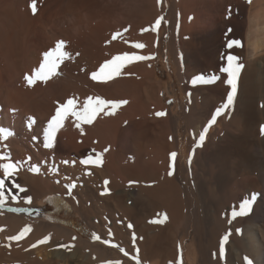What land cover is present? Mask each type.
Returning <instances> with one entry per match:
<instances>
[{
	"label": "bare ground",
	"instance_id": "6f19581e",
	"mask_svg": "<svg viewBox=\"0 0 264 264\" xmlns=\"http://www.w3.org/2000/svg\"><path fill=\"white\" fill-rule=\"evenodd\" d=\"M24 1L27 2L26 0H0V28L4 27V29L2 28L3 31L5 30L4 34L7 31V29L9 28L8 25L11 21V17H13L14 11L17 10V12H18L19 8L21 7L20 13H23ZM78 1L81 2V3H79L80 6L82 5L81 8L77 7L78 6L77 3L74 4V2H78ZM138 1H140L143 4V7H142L143 10H142V13L140 15V18L142 20L139 19L138 22L136 20V22H134L131 25V29L129 30V32H127V34L124 33V34L120 35L116 40H112V36L114 34L113 31H112L113 33L111 34V36L107 35L108 33L110 34L111 32H108L107 34L105 33L107 30L110 31L112 28L115 29V31L117 30L116 32H119L118 30L123 29L122 28L123 25L121 24L120 21L115 20L114 25H112L113 23L112 24L111 23L106 24L107 21L105 22V20H108V22H109V18H107V17L110 15L111 10L113 12L115 7L112 8L113 6H111L109 8V7H107L109 5L104 6V4H100V3H98L99 1L97 2L95 0H66L65 4L59 3L58 5H56L53 8L52 16H56V17L59 16L60 18H61V16H63L64 18L67 17L68 20L70 19L69 20L70 25L68 24L69 26L67 25L65 27V29L62 28V26L60 25L61 28L64 30L60 29V30H57V32H55V33L51 32L50 38H52V40H55L54 41L55 44H53V45H56L57 41H60V40L64 41L66 39L72 40L71 43L72 42L75 43V44H73V43L72 44L78 48L77 51L74 53V51H75L74 49H73L74 51H72L71 50L72 48H71L70 49L71 52L69 50V52L71 53V59L73 60L70 63L71 67L69 66L72 69V71L66 68L68 65H63V66H61L60 69L56 70V71H59L61 73V76H60V74H57V76H60V77L55 76V78H52V80H48L47 82H45V84L43 81L40 82L42 84H39L36 81L38 84L34 83V85L31 86V88H29L30 86L28 85L29 86L28 89H24V90L13 89L12 87H11V89L4 88L3 87L4 82L2 81V80H4V78H2V75H1L0 76V104H4L5 106H7L6 107L7 111L3 108L6 112L4 111L3 113H0V126L4 123H10V124L13 123L12 128L16 130L18 135H22L24 139H28L29 137L32 138L31 137L32 133H34L36 130V126H35L36 120L35 119L38 118L44 123L43 127H42L44 129L42 131L44 132L47 128L48 120L51 118V115H53L52 114L53 108L56 109L58 104H60L62 102L64 103L65 102L64 100L66 99L65 96L68 95V93L70 94V97L78 100V103H79L78 106L82 105L83 102L89 96H91V97L99 96V97H102L106 100L117 101L116 97H118L117 91H118V87H119L117 85H120V84L122 85L124 82L129 83L128 85L130 86V89L135 92V94L133 93L134 95H136V93L138 94L137 95L138 97L134 96L136 98L135 103L132 100L133 103L135 104V107H134L135 109H139V110L143 109L144 110V108H145V110H144L145 112H146V109L147 110L150 109V110L156 111V112L157 111H159V112L163 111L164 112L165 111L164 106H162L161 101L157 100V98H156L157 96L155 95L156 94L155 92H157L156 87L159 86L158 83L156 82L158 85L157 86L155 81L153 82L151 79L150 80L147 79L151 75V71H150L151 54L153 52L157 51L155 49V42H156V38L160 34V28L156 24V21L159 17V12H160L159 8L157 10V5L159 3H158V0H138ZM192 1L188 0L187 2H189V4H190V2H192ZM195 1L196 0H194L193 2H195ZM224 1L225 0H223V3H224ZM185 2H186V0H185ZM211 2L213 3V1H211ZM30 4H28V5H30ZM210 4L211 3L209 2L208 5H210ZM89 5H92L91 11L88 8L87 9L89 12H84L85 9L83 11L81 10L82 7L85 8V6H89ZM194 5H196L195 7L199 10L195 11V13L193 12L195 9L193 11L191 10L192 12L189 10L190 13H193V19H191V22L189 24L182 23L181 24V30L184 33H186L185 31H189V32L194 33V34L200 33V35L198 34L199 35L198 38L195 35V37L192 39L188 37L189 39L186 38L187 40H184V44H186L187 47L189 49H191V60L190 59L188 60V58H187V61L190 62L188 65H190L192 67V72L196 73V72L201 71L205 66L208 67V64H212V65L214 64V60L216 59L215 55L217 54V51H220L219 48L222 46L223 42H221L222 38L220 39L219 34L210 33L208 31H206V29H204V25L207 24L206 21L208 22V20H206V19H210V18H207L205 16V11H207L206 10V8H207L206 7L207 6L206 1H203V0L200 1L199 0L196 3H194ZM194 5L190 4L191 8ZM258 5H260V4H258ZM182 6L185 7V9L182 7L184 10L188 11V9H190V7L188 5H187V7L184 5H182ZM203 7H206L205 11L202 10ZM209 7L210 6H208V8ZM259 7H261V5ZM252 9H255V8H252ZM257 9H258V7H257ZM187 11H185V12H187ZM82 12H84L85 14L84 13L82 14ZM254 12H256V13L251 12L252 13L251 16L253 18L250 17L251 21L249 22V26L247 27V30H246L247 32H246V37H245V49H246V51H245L246 56L245 57L247 60H246L245 66L243 68H241L242 70L240 69L241 74L239 77V85L237 86L238 92H236L237 96H236V98H234L233 105L231 106V114L227 119L224 118L225 112H223L220 116L217 117L216 122L211 127H209L208 132L206 133V138H207L208 134L210 133L211 128L214 127L215 125H217L218 123H220L218 125V128H216L215 133L210 135L208 140H206V138H205L204 142L202 143V146H200V147H196V144L199 140V134H200V132L203 131L204 127L208 124V121L211 119V116L214 114L215 110L218 107H220L224 103V101H226L225 98L223 97V95L225 96V91L223 93L224 89L222 90V88L220 89L218 86H215V85L208 86V87H205L202 89H196L192 93V95H190L191 96V98L189 100L190 102L188 104H183V106H182L181 115L184 116V114H185V116H184L185 119L183 118L184 132L186 134H188V137H187V142H188L187 143V146H188L187 147V156L189 158L191 157V163H190L191 179L190 180H192L191 184H192V189L194 190L193 194L195 193V195L198 196V199H199V200L197 199L198 200L197 206L194 207L195 210L193 212H191V214L188 211L186 213L184 212V209H186V207L184 206V202L186 201V199H184V198H187L188 196L187 197L184 196L183 199H180L181 189H182V192L184 195L190 190V188H188L189 186L185 187L182 185L181 188L178 186L180 188V191H179V188L177 187L178 183H176L177 181L175 182V180H177V179H174L175 175L177 174V173L175 174L176 171H174L175 167L177 166L176 169L177 168L179 169V167H180L179 165H181V156L179 155V150H178L179 138H180L179 132L177 133V130L175 131V134H174L175 137H173V139H175L176 145L173 149H169L172 147H171V145L169 146L170 143L169 144L167 143L168 141L170 142L171 139L169 140L168 138H166V139H168L167 142L165 143L164 142L165 140H164L163 143H161V150H162V153L164 154V158H163L162 164L158 168V172L161 175L162 180H161V183H160L158 189L156 188L157 189V197L159 198L158 200L160 201L163 209L165 210V213L167 214L166 220L168 222L173 221L175 219V216H176V217L180 218V221L183 220L186 223L188 222V224H189L188 226H185L187 224L184 223L185 224L184 226H185V228L187 227V229H189V228H191V226L195 225V229H193L194 232L192 231L193 233H196V230L200 229V228L197 229V227L199 226L200 223H202L205 226L206 236H204V237H207V239L210 238V239H208L210 241L212 239L213 243L211 245L209 244L210 248L207 247V249H206V246L203 245L202 240L199 237H197L196 240L198 241V244H195V246L197 245L195 247L197 249L195 250V248H194V252H195L194 254H195V256L198 253L200 254V255L198 254L199 257L202 258L200 264H245L244 257H247L249 260H251L252 264H264V134L259 135V133H258V128L260 126H264V5H263V7L258 9L257 11L255 10ZM206 15L208 16V14H206ZM113 16H115V15L113 14ZM123 17H125L124 18L125 21L131 20V19H128L131 16L126 18V16L123 15L122 20H123ZM60 18H59V21H57L56 20L57 18L55 19V17H54V19L57 22H61V23H62V21L64 22L65 19L63 18L64 20L60 21L62 19V18L61 19ZM111 19H112V17H111ZM50 20H51V18H50ZM68 20H66V22ZM148 21L151 22L150 23L151 24V27H150L151 30L150 31H147L146 30L147 25H144ZM57 22H56V24H57ZM116 22H120V23H116ZM25 23H26V19L23 20V23L21 24V29L18 30L19 33L17 34V37H15V39L13 41H10L9 39H4V40L0 41V49H3V48H5V50L9 49V51L8 50L7 51L12 53L14 56L13 58H14V62H15L14 64L15 65H13L12 63H11V65L15 66L19 71H21L24 68V73H25V71L28 70V68L30 70H32V72H33V70L38 67V65L40 63L39 61L42 60L41 59L38 62L36 61V63H35V59H37V57H34V56L30 57L31 52H32V50H30L31 40L26 41L27 38L24 37L25 29H26ZM28 26H29V24H28ZM46 26L48 27V25H46ZM46 26H45V28L43 27L42 29H46ZM53 26H56V25H53ZM53 26L51 24V27H49L47 29V31H53L52 30ZM80 29H82L83 31ZM54 31H55V29H54ZM80 31H82V32H80ZM2 32H0V35L2 34ZM188 35L190 36V33ZM149 36H153V38L150 39ZM191 36H192V34H191ZM68 40L65 42L69 43ZM136 43H141V44L145 45V47L141 48V49H137L134 47V45ZM67 47H69V46H67ZM67 47H65V48L67 49ZM70 47H72V45H70ZM242 51H244V50H242ZM77 52H79V55H77ZM2 53H0V54L2 55ZM121 53H129V54H135V55H139V56L150 57V59H146V60H134L131 62H125V66L122 69L123 74L118 76L119 78L120 77L123 78L130 73H134L137 75V78H136V80L138 79L137 82L136 81H133V82L130 81L131 82L130 83L129 81L125 80V78L120 79V80H122V82H120V83H119V81H116L117 79H114V78H113L114 80H112V82L110 80L109 81L107 80L106 83H104V80H102V79H98L96 81L91 79V73L98 72L101 64H103L107 60L112 59L114 56H116L115 54L121 55ZM4 54H7L6 51L4 52ZM241 54H243V53H241ZM241 54L239 51H236L233 55H236V57L239 58ZM3 56L4 55H2V59H3ZM220 56L221 55H219V57ZM4 58L6 59L7 57L4 56ZM0 59H1V56H0ZM10 60H11V58H10ZM7 62L5 64H3L2 67H0V74H2V72L4 70H7V66H6ZM0 65H1V63H0ZM129 65H131V66H129ZM12 69L13 68H11V72H12ZM15 69H14V71H15ZM18 70H17V72H15V74L13 73L14 77H12V75H10V78H12L13 80L16 79V77L19 78V76H18L19 71ZM62 70H63V72H61ZM81 70H83L84 72L82 73ZM62 74H64L63 77H62ZM67 74H68V77L69 76L71 77V75H73L74 76V78H72V80L74 79L73 82H75V83L78 82L77 84H79V85L81 84L82 85L81 88L87 87L88 91H85L86 90L85 88L81 90V88H78V87L76 89L74 88V91H72L71 88L73 86L72 87L70 86V84H72V83H67L68 80H66V78H65V77H67ZM69 74H71V75H69ZM132 76L134 77V75H132ZM75 79L77 82L75 81ZM152 79H153V77H152ZM8 80L10 81V79H8ZM72 80H71V82H72ZM115 82H117L119 84L116 85ZM66 83L71 88H69V86H67ZM25 84H27V82ZM35 84H37V85H35ZM10 85H11V83H10ZM79 85H76V86H79ZM23 86L25 87V85H23ZM228 86L230 87V85H228ZM120 91H122V90H120ZM128 91H129V89H128ZM120 94L121 93H119V96H120ZM126 96H127V94H126ZM124 97H125V95H124ZM7 108H9V109H7ZM13 109L15 111H13ZM108 111H114V110H112L110 107L106 108L104 111L100 112L96 116V119L93 121L92 124H89L90 125L89 127L91 129V133L87 132L86 134H83L82 136H79L73 132L70 134V133H68V130H66L68 128L63 126L62 128H60L58 130V132L56 134L55 141L59 142V144H61V145H65V146H67L65 143H69L71 146H73V147L76 146V148H78V146L76 145V142H79V139H81L83 147L85 144H86L85 145L86 147H87V145H91V146L95 147L98 151H100L101 147H103L104 145L107 146V144H109L111 142L113 143L114 140H116L115 137L120 136L121 138H119V140L121 142V145L118 143L120 145V148L117 151V153L118 152L122 153L125 150L130 149L133 153H136L138 156L139 152L141 150L143 151V145L147 146V144H150V143L153 144L155 142H158V140L160 139V137L162 135V131L164 133L165 128H166V131L168 130L167 127H165V128L161 127L160 128L159 127L160 124L156 122L157 120L151 121L153 124H148L145 121L140 122L139 120L138 121H134V120L130 121L129 120L130 124H129L128 128L125 129L124 131H122V129H121V131H119L120 130L119 125H120V123H122L120 121V119L121 120L125 119L126 115H118V117H119V119H118L113 114L105 115V112H108ZM172 111H174V110H172ZM128 112H129V110H128ZM23 117H25V118L23 119ZM129 117H130V115H129ZM129 117L127 116L128 119L131 118V117L130 118ZM164 117L166 119V124H169V126L171 123L173 124L176 121V120L173 121V118H175L174 115H171V116L165 115ZM153 119H155V118H153ZM178 120H179V127H180L181 120H182L180 115H179ZM21 123L25 125L24 126L25 127L24 132L21 131V125H22ZM120 128H122V127H120ZM92 133H95V136L92 135ZM42 134H44V133H42ZM168 135H169L168 137L170 138L171 137L170 133H168ZM41 137L44 138L45 134L41 135ZM162 137H164V136L162 135ZM33 139L34 138H32V140ZM35 139H36V137H35ZM37 140H38V138H37ZM41 140H42V142H44L43 141L44 139H41ZM19 141H17V142L19 143ZM24 141H26V140H24ZM36 141H35V143H39V144L41 143L40 141L39 142L38 141L36 142ZM1 142H3V140ZM15 143H13V146ZM26 143H27V141H26ZM35 143L33 141V144H35ZM10 144H11V142H10ZM22 144H24V142ZM1 145H3V143ZM40 145H42V143ZM40 145H38V146H40ZM70 145H68V146H70ZM20 146L21 145H19V147ZM91 146H88V147H91ZM146 146H144V148ZM155 146H157V145H155ZM16 147H18V146L16 145ZM61 147L62 146H60V148ZM118 147H117V149H118ZM147 147H146V149H147ZM149 147L152 148L151 145ZM1 148H2V146H1ZM39 148H41V147H39ZM71 148L72 147H69V149H71ZM81 148H82V146L80 147V149ZM11 149H12V147H11ZM11 149H9L10 150L9 152H11ZM20 149L22 150V147ZM110 149L107 152H102L103 156L101 158L105 162L106 166L113 169L114 167H112V166L110 167V163H111L110 160L113 158H116L117 155L115 157L114 156L112 157L111 156L112 151ZM43 150H42V152H43ZM193 150H194V152H193ZM67 151L69 152V150H67ZM15 152L13 153L14 159H16L17 157H19L20 154H22V152H19V151L17 152L18 154H15ZM125 152L127 153V151H125ZM172 152L177 153L175 161H173L171 156H170V154ZM28 153L25 152L24 154L26 155ZM43 153L46 154V152H43ZM10 154H12V153H10ZM24 154L22 156H24ZM52 154H53V152H52ZM63 154H64V152H63ZM149 154H151V153H149ZM29 155H30V153H29ZM29 155H27L26 158L29 157ZM31 155H30V157H31ZM57 155H58V153H57ZM113 155H115V154L113 153ZM144 156H145V154H144ZM55 157H54V159H55ZM81 157L79 156L80 159H81ZM43 158H45V157H43ZM50 158L51 157H49L48 159H50ZM84 158H85V156H84ZM17 159H19V158H17ZM56 159H58V158H56ZM119 159L123 160L122 157L118 158V161H119ZM20 160H22V159H20ZM23 160H25V157H23ZM69 160L71 161V159H69ZM116 160L117 159H114V164L117 163ZM142 161H143V159H142ZM170 161H172V163ZM135 163L136 164H134L133 166L130 167L131 171L129 170L130 173H132L134 175L135 174L139 175V173L141 172V168L143 170H144V168H147V170H149L148 167L151 166L149 163H145V162L144 163H142V162L137 163V161H136ZM114 164L112 163L111 165H114ZM170 165H173V167L170 168ZM32 166H33V163H32ZM61 166H62V162H61ZM93 166H94V164H93ZM114 166L116 167V165H114ZM63 167H64V165H63ZM67 169H69V168L67 167ZM81 169H83V167ZM117 169L119 170V168H117ZM127 169H128V167H127ZM59 170H61V168ZM64 170H61V171H64ZM97 170H99V169L97 168ZM185 170H186V168H185ZM188 170H189V168H188ZM109 171L111 172V170H109ZM114 171H116V168ZM169 171H173V175L169 176L168 175ZM180 171H181V169H180ZM100 172H101V170L98 173H100ZM124 172H126V171H124ZM46 173H47V171H46ZM95 173L97 174V171ZM102 173H104V172H102ZM112 173H114L113 170H112ZM134 175H132L131 178H133ZM138 175H136V176H138ZM145 175H147V174H145ZM189 175H190V172H189ZM104 176H106V175L104 174ZM17 177H19V176H17ZM128 177L130 178V176H128ZM13 180L14 179L12 178V181ZM53 180H54V178H53ZM102 180H104V179H102ZM7 181H9V180H7ZM36 181L37 180H35L34 182L36 183ZM111 181H113V180H111ZM73 182H75V181L73 180ZM39 183H40V181H39ZM112 183H114L115 186L117 185L115 182H112ZM77 184H78V182H77ZM39 185H38V187L41 186V185L40 186ZM89 189H88V191H89ZM153 189L154 188L152 187V190ZM152 190L150 189V191H152ZM129 191H130V189H129ZM89 192L92 193L91 191H89ZM76 193H77V191H76ZM99 193H101V191H99ZM147 193H148V191H147ZM154 193H156V192H154ZM134 194H135V192H134ZM151 194L153 195V193H151ZM77 195L79 196V194H77ZM112 195H110L111 198H112ZM135 195L137 197L141 194L137 193V191H136ZM141 196H143V195H141ZM154 196H155V194H154ZM253 196L255 197V199L253 200V202L250 206V211L248 212V214L245 216H237L235 219H232V217H231L232 209L236 208L238 210L239 205L243 200H245V199L251 200L253 198ZM101 197H102V195H101ZM157 197L155 196V198H157ZM143 198H144V196H143ZM105 199H107V198H105ZM146 199H148V198H146ZM100 200H102V199H100ZM83 203H85V202H83ZM115 203L113 204L114 207H115ZM147 203H148V201H147ZM151 203H154V202H151ZM150 204H149V206L151 207L150 208V210H151L154 207L151 206ZM143 206H145V205H143ZM93 207H94V205H93ZM96 207H97V204H96ZM121 207L122 206H120V208ZM78 208H81V207H78ZM112 208H113V206H112ZM146 208H147V206H146ZM95 209L96 208L94 207L93 211ZM142 209H144V208H142ZM142 209H141V211H142ZM148 209L149 208H147V210ZM80 211H81V209H80ZM104 211H106V210H104ZM6 212H7V216H5V218L7 220H10L11 222H14V223L8 225V227L0 228V252H1V250H3V251L5 250L4 251L5 255L8 253V256H9V251L11 252V251H14L15 249L18 250L19 248H21V249L23 248V250L25 249L24 252H26L25 255L28 256L27 259H29V257H30V259H32L31 264H67V262H69V261L70 262L79 261V259L81 261L87 262V264L89 263L88 262L90 259L89 256H91L89 253H87V255L84 254V256H76V254L71 253V250H70L69 251L70 253H68V254H66L67 251H65V253H64L65 255H64V254H62L61 249L59 251L56 248L57 243L53 244L54 246H56L55 248L57 250H55L54 247H52L53 250H51L52 248H50V249L47 248L48 246L51 247L50 246L51 243H47V242L44 244H39L35 248H33L32 245L43 238L44 230L51 227L52 225H47V224L40 223V222L39 223L38 222H36V223L29 222L22 217L11 216V214L9 215L8 211H6ZM87 212L90 213L91 211H87ZM148 212L151 213V211H148ZM221 212H223L224 214L225 213L227 214V218L224 221H219V216H220ZM128 213L130 214V210ZM124 215H127V214H124ZM83 217H85V216L83 215ZM3 219H4V217H0V222ZM88 221L91 222L90 219H88ZM190 221H191V226H190ZM27 222L30 224V226H29L30 231L25 232L23 237L20 240L10 241L8 239V237H11L13 235H17V234L21 233L26 228ZM86 223H87V221H86ZM140 223H142V222H140ZM176 226H178V225H176ZM142 228H143V226H142ZM177 228H179V226ZM138 229L140 230V228H138ZM146 230H145V232H146ZM202 230H204V229H202ZM237 230H239V231H237ZM161 231H162V229H161ZM149 233L150 232H147V234H145V236L148 235ZM197 233L199 234V232H197ZM226 233H230L229 240L225 243V254L223 257H221L219 254L220 241ZM123 234L125 235V233H123ZM127 235H128V232H127ZM191 235H192V233H191ZM148 237H147V239H148ZM172 237H174L173 233H172ZM200 237H202V235ZM161 239H163V238H161ZM175 239L176 238H174V240ZM155 240H156V238H155ZM196 240H194V241H196ZM78 241H81V240H78ZM203 241L206 242L204 240V238H203ZM84 243L86 245V241H84ZM91 243H90V245H91ZM82 244H83V242H82ZM88 244H89V242H88ZM170 244H171V241H169L168 235H165V238L163 240H161V242H159L158 245L156 244L157 247H156V245L153 246L152 244H150V241H148V243L146 242L145 245H143V247L141 248L143 258L145 259L144 260L145 263L151 261L150 264H179L176 256L173 259H171V257H170V253L172 252ZM172 244L174 245V243H172ZM204 244H206V243H204ZM85 245L82 247H85ZM92 246H93V248H95V250H97V248H98L97 242L92 243ZM92 246H91V248H92ZM129 246H130V244H129ZM102 247H104V246H102ZM174 249H175V247H174ZM23 250H21V254H22ZM49 250H51V251H49ZM66 250H67V248H66ZM6 251H8V252L6 253ZM19 251L20 250H18V252ZM106 251L104 253H106ZM100 252H103V251H100ZM13 253H11V254L14 255L15 253L14 254ZM19 253H17V254H19ZM118 254H119V252H118ZM174 254H175V252H174ZM116 255H117V253H116ZM99 258H100V256H99ZM91 259H95V258L92 257ZM157 259H159V261ZM164 259H165V261H163ZM14 261H16V260H14ZM124 261L128 262V260H124ZM154 261H155V263H154ZM23 262H25V261H23ZM26 262H28V261H26ZM11 263H13V261ZM28 264H30V263H28ZM72 264H74V263H72ZM126 264H128V263H126ZM191 264H193V261Z\"/></svg>",
	"mask_w": 264,
	"mask_h": 264
},
{
	"label": "rangeland",
	"instance_id": "374dc122",
	"mask_svg": "<svg viewBox=\"0 0 264 264\" xmlns=\"http://www.w3.org/2000/svg\"><path fill=\"white\" fill-rule=\"evenodd\" d=\"M26 1L27 2L24 1V5L25 6L23 5V10H24L23 13H20V8L21 7L19 8L18 12H17V10L14 11L13 17H11V21H10V23L8 25L9 28L7 29L5 34H4L5 30L3 31L4 27L0 28V32L3 31L2 34L0 35L1 36L0 37V41H2L4 39H9L10 41H13L15 39V37H17V34L19 33L18 30L21 29V24L23 23V20L26 19V23H25L26 24V29H25L24 37L27 38V39L25 38L26 41H30L31 40V42H30V50H32V52H31L30 57H32V56L37 57V59H35V63H36V61L38 62L39 60L43 59V53L44 52H46V51H48V50H50V49L55 47V45H53V44H55V42H54L55 40H52V38H50L51 32L55 33V32H57V30H60V29L64 30L65 27L69 24V20L70 19L68 20L67 17L64 18L63 16H61V18L63 17L65 19L64 20L63 18L61 19L59 16L58 17L52 16L53 8L56 5H58L59 3H64L65 4L66 0H36V2H37L36 3L37 4V11H36L35 14H33L32 10L30 8V5H28V4H30L32 2V0H26ZM95 1H97V2L99 1L98 3L104 4V6L109 5V6H107L109 8L111 6H113L112 8L115 7L113 12H112V10L110 11L111 12L110 13L111 16L109 15L107 17V18H109V22H108V20H105V22L107 21L106 24H110V23L112 24L113 23L112 25H114L115 24V20L116 21H120L121 24L123 25L122 26L123 29L122 30H118L121 33V35L124 34V33L127 34V32H129V30L131 29V25L134 22H136V20L138 22L139 19H141L140 15H141L142 10H143V8H142L143 4L140 1H138V0H95ZM187 1L188 0H186V2H185V0H159V4H158L159 6L157 5V10L159 8V11H160L159 12V17H158V19H160V23L158 25L159 28H160V34H159L160 36L158 35V37L156 38V42H155V49L157 51H155V52H153L151 54L150 71H151V75L152 76L150 75V77L147 78L149 80L151 79L153 82L155 81V83L156 82L158 83L159 86L156 83V85L158 86V87H156L157 88L156 89L157 92H155L156 93L155 95L157 96L156 98H157L158 101H161L162 106H164V109H165L164 112L165 113L167 112L166 115H168V116L169 115L170 116L174 115L175 118H173V121H175V120L176 121L173 124L171 123L170 126H169V124H166V119L164 117L165 115L164 116H160V117L156 116V113L159 112V111L156 112V111H152L150 109L149 110L146 109V112H145L144 111L145 108H144V110L143 109L139 110V109H135L134 108L135 107L134 103L136 101L135 97L138 94L136 93V95H134L135 92L130 89V86L128 85L129 83H125L124 82L122 85L121 84L117 85V84L122 82V80H120V79H123V78H125V80H127L129 82L130 81H132V82L136 81L137 82L138 79L136 80V78H137L136 74L130 73V74L126 75L123 78L122 77L119 78L118 76H116L117 78L114 77V79H117L116 81H119V83L115 82L116 85L119 86L118 87V91H117L118 92V95H117L118 97H116L117 101H118V99L119 100L128 101L127 104L119 105L120 107L118 106L114 110V114L113 115L116 116V118H118V119H119L118 115H126L125 119H122V120L120 119V121L122 123H120V125H119V129H120L119 131H121V129H122V131L127 129L129 124H130L129 122L131 120H134V121H138L139 120L140 122L141 121L142 122L145 121L148 124H153L151 121H156L157 120L156 122L160 124L159 125L160 128L161 127L162 128L163 127L164 128L167 127V129H168L166 131V128H165L164 133L162 131V135L165 138L162 137V135H161L162 138L160 137L161 140L159 139L158 142H155L153 144L152 143L147 144V146L151 145L152 148L149 147V146H148L149 147L148 148L146 145H143V151L141 150L143 153L140 151L139 155H138L139 157H138L137 154L133 153L130 149L125 150V151H127V153L125 151L122 152V153L121 152L117 153V151L119 150L120 145H121V142L119 140V138H121L120 136H116L115 137L116 140H114L113 143L111 142V143L107 144V146L104 145L105 147L104 146L101 147V150H100L101 152L98 151L95 147H93L91 145H87V147H86L85 146L86 144H85L84 147H83L81 139H79V142H76V145L78 146V148H76V146L75 147L71 146L69 143H65L67 146L70 145L68 147L65 146V145H61V144H59V142H56L55 140L53 142V147L52 148H45L44 145H43L44 142H42V140H41V139H44V138H42L43 136L41 137V135L45 134V131L44 132L42 131V130H44L42 128L44 123L40 119H38V118L35 119L36 120L35 121L36 130H35L34 133H32V136H31L32 138H34L33 140L30 137L28 139H24L22 135H18L16 130L12 128L13 123L12 124H10V123L2 124L0 126V128H5V129L10 130L12 133H14L13 134L14 136L13 135L10 136L7 139L8 141L7 140H3V142H1L2 140H0V145L2 143L4 145V146L1 145L2 148L0 146V152H4L5 154H7L10 151L9 149H11V147H12L11 152H10V153H12L11 154L12 161L13 162H20L22 165L25 163L23 166L20 164V167L17 170L15 176H13L12 178L15 180L16 183H19L27 191L25 193H20L15 188L14 189L12 188V193L17 196V199L16 200H12L11 197H9V199L5 202V204L3 206H0V217H4V219H5V220L3 219L0 222V228L8 227V225L14 223V222H11L10 220H7L5 218V216H7V212L6 211H8L9 215L11 214V216L22 217V218H24L25 220H27L29 222H34V223H36V222L39 223L40 222V223H44V224H47V225H52L51 227H49V228L44 230L43 238L45 236H49V240L47 241V243H51L52 244V245L50 244L51 247L48 246L47 248L50 249L52 247L55 248L57 246L56 248L59 251L61 249L62 254H64L65 251H67L66 254H68V253H70L69 251L71 250V253L76 254V256H84V254L87 255V253H89L91 255V256H89V258L91 259L93 257L95 259H91V260L89 259V261L87 260L89 262L88 264H92V263L93 264H105V263L109 264V262H117V261L119 262V264H121V263L122 264H126V263H128V264L129 263L130 264H137V260L139 261V264H150L151 261L145 263V261H144L145 259L143 258L141 248L143 247V245H145L146 242L148 243V241H150V244H152L153 246H155L156 244L158 245V243L161 242V240H163L165 238V235H168L169 236V241H171V244L174 243V245L170 244L171 251H172V252L170 251L172 253V254L170 253L171 259L175 258V256H176L179 264H191L192 261H193V264H200L201 263V259L202 258L199 257L200 254L198 253L199 255L196 254V256L194 254L195 253L194 252V248L197 246V245L195 246V244H198V241L196 240L197 237H199L202 240V243H203V245L206 246V249H207V247L210 248V245L213 243L212 239L210 241V240H208L210 238L207 239V237H204V236H206V234H205L206 231H205V226L202 223H200L199 226L197 227V229H199V228L200 229L196 230V233L199 232V234L198 233L196 234V233H193L194 232L193 229H195V225L191 226V221H190L191 228L187 229V227L185 228V226L189 225L188 222L186 223L183 220L180 221V218H178L176 216H175V219L173 221H169V222L167 220H164L163 223H151L150 222L153 219H164L163 214H165V210L163 209L160 201L158 200L159 198L157 197V189H158V187H159V185L161 183V180H162V177H161V175L158 172V168L162 164V161H163V158H164V154L162 153V150H161V143H163L164 140H165L164 141L165 143L167 142V140L169 139L168 133H170L171 141L170 142L168 141L167 143L168 144L170 143L169 146L171 145V147H172V148H169V149H173L175 147V145H176L175 139H173V137H175L174 136L175 131L177 130V133L179 132V137L180 138H179V145H178L179 148H178V150H179V155L181 156V165L182 166L179 165L180 166L179 169L178 168L176 169L177 166L175 167L174 171H176L175 174L176 173L177 174L175 175L174 179H177V180H175V182L177 181L176 183H178L177 187L179 186L181 188L182 185H183L185 187L189 186L188 188H190V190L184 195H183V192H182V189H181L180 199H183L184 196L185 197H187V196L189 197V198L187 197L189 200L187 198H184V199H186V201L184 200L185 201L184 202V206L186 207V209H184V212L186 213L188 211L191 214V212H193L195 210L194 207L197 206V203H198L199 199H198V196L195 195V193L193 194L194 190L192 189V184H191L192 180H190L191 179V170H190L189 157L187 156V147H188L187 146V143H188L187 142V137H188V134H186L184 132V127H183L184 126V123H183L184 121H183V118H184L185 114H184V116L181 115L182 106H183V104H188L190 102L189 101L190 98H191L190 95H192V93L196 89H202V88H205V87H208V86H213V85L218 86L220 89L222 88V90L224 89L223 93L225 91V96L223 95V97L226 100L229 91H231V86L229 87L227 82H226L227 81V74L222 71V69L227 66V61H226L227 59L225 57H227V55H229V54L233 55L236 51H239L240 54L241 53H243V54H241L240 57H239V60L234 62V63L243 64V67L245 66L246 60H247L246 57H245L246 56V54H245V51H246V49H245V37H246L247 27L249 26V22L251 21V18H253L251 16V14H252L251 12L256 13V12H254L255 10L257 11L258 9L263 7L264 0L263 1L262 0H225L224 3H223V0H216V1L215 0H211V1H213L214 4L210 0H203V1H206V3H207L206 7L207 8L203 7L202 10L205 11V8H206L207 11H205V16L207 18H210V19H206V20H208V22L206 21L207 24L204 25V29H206V31H208L210 33L219 34L220 39L222 38L221 42H223V44L219 48L220 51H217V54L215 55L216 59L214 60V64L213 65L212 64H208V67L205 66L201 71L196 72V73H193L192 72V67L190 65H188L190 62L187 61V58H188V60L189 59L191 60V49H189L187 47V45L184 44V40H187L189 38L192 39V38L195 37V35L198 38L200 33H195L194 34V33H191L189 31H185L186 33H184L181 30V24L182 23L189 24L191 22V19H193V13H190V11L191 10L193 11L195 9L193 11L195 13V11L199 10V9H197L195 7L196 5H194V3H196L199 0H196L195 2H193L194 0L193 1L191 0L192 2H190V4L194 5L193 6L194 8L192 7L193 9L191 8L189 2H187ZM209 2L211 3L210 5H208ZM75 3L78 4L77 7L81 8L82 5L81 6L79 5V3H81V2L78 1V2H74V4ZM258 4H260L261 7H259L260 5H258ZM182 5H184L186 7L188 5L190 7V9H188L189 8L188 7L187 8L188 11L184 10L185 7H183ZM91 6L92 5L85 6V8L82 7L81 10L83 11L85 9L84 12H89L88 9H90V11L92 10ZM208 6H210V7L208 8ZM256 6L258 7V9H257ZM252 8H255V9H252ZM185 11H187V12H185ZM84 12H82V14ZM113 14L115 16H113ZM206 14H208V16ZM123 15L126 16V18L131 16L130 18H128V19H131V20H129V21L126 20L125 21L124 20L125 17H123V20H124L123 21L122 20V16ZM54 17H55V19L57 18L56 19L57 21H59V18H60L61 19L60 21L64 20V22L63 21H62V23L61 22H57L54 19ZM111 17H112L113 20L111 19ZM50 18H51V20H50ZM66 20H68V21L66 22ZM56 22H57L58 25L56 24ZM120 22H116V23H120ZM150 23L151 22L148 21L146 24H144V25H147V28H146L147 31L151 30V28H150L151 24ZM28 24H29V26H28ZM51 24H52V26L53 25H56V26H53V29H52L53 31H47V29L49 27H51ZM46 25H48V27ZM60 25L64 29H62ZM45 26H46V29H42L43 27L45 28ZM54 29H55V31H54ZM125 29H127V31H125ZM80 30H82V29H80ZM82 31H80V32H82ZM112 31L114 33H116L117 30L115 31V29L112 28L110 31L107 30L105 33L107 34L108 32H111L110 34L109 33L107 34V35L111 36V34L113 33ZM189 33H190V36L188 35ZM191 34H192V36L193 35L194 36L192 37ZM149 37H150V39L153 38V36H149ZM67 40L68 39H66L64 41H67ZM230 40H239L240 42H242L241 46H234L233 48L229 49L227 47V44H228V42ZM68 41H69V43L67 42L68 44L66 43L67 45L65 44V47H67V46L70 47V45H72V47H70V48L67 47V49L64 48V51L69 52V50L72 48L71 50L72 51L75 50L74 51V53H75L78 48L75 47V45H73V44H75L74 42H72L73 44L71 43L72 40H68ZM7 50L9 51V49L5 50V48L0 49V53L3 52L2 55L7 57L5 59L4 56H3V59H4L3 60L2 59V55L0 54L1 59H2V60L0 59V63H1L0 67H2V65L5 64L8 61L7 64H6L7 70H4L3 71L4 73L2 72V74H0V76L2 75V78H4V80H2L4 82V86L3 87L6 88V89H11V87H12L13 89H18V90L19 89L20 90L28 89V87L30 85L28 83L25 84L27 81L24 79V77H25V75H30L32 73V70H30L28 68V70L25 71V73H24V68H23L21 71H19L15 66H13V65H15L14 64L15 62H14L13 54L8 52ZM71 50H70V52H71ZM242 50H244V51H242ZM5 51H6L7 54H4ZM77 53H79V52H77ZM122 54H124V53H121V55ZM115 55L117 56L118 54H115ZM219 55H221V56L219 57ZM234 56H236V55H234ZM10 58H11V60H10ZM41 61H39V62L41 63ZM71 61H73L71 58H65L64 61L59 65V68H57V70L60 69L61 66H63V65H68L66 68L72 71V69L70 68L71 67L70 66ZM11 63L13 65H11ZM40 63H39V65H40ZM39 65H38V67H39ZM129 66H131V65H129ZM11 68H13L12 72H11ZM15 68L19 71V75H18L19 78L16 77V79L13 80L12 78H10V75H12V77H14L15 72H17V70ZM14 69H15V71H14ZM241 70L239 71V74H238L237 86L239 85V77H240V74H241ZM81 71H82V73L84 72L83 70H81ZM57 72L61 76V73L59 71H57ZM61 72H63V70ZM64 74H62V77H63ZM69 75H71V74H69ZM132 75H134V77ZM55 76L56 77H60V76H57V75H55ZM55 76L51 77V79H49V80H52V78H55ZM72 76L73 75H71V77L70 76L68 77V74H67L68 78L67 77H65V78H66V80H68L67 83H72V84H70L71 87L73 86L72 88L67 83L66 84H67V86H69V88H71L72 91H74V88L75 89L77 87L81 88L82 85L81 84L80 85L77 84L78 82L76 81V79H75V81L77 83L73 82L74 79L72 80V78H74V76L73 77ZM152 77H153V79H152ZM212 77H219V79H215V80H213L210 83H205L204 82L206 80H210ZM69 78L72 80V82H71V80ZM198 78H200V79H198ZM8 79H10V81ZM114 79L112 78L110 81L112 82V80H114ZM193 79L197 80L196 84L192 83ZM9 82L11 83V85H10ZM37 82L39 84H42V83H40L41 81H37ZM37 82H35V83H37ZM106 82L107 81H104V83H106ZM37 84H35V85H37ZM44 84H45V82H44ZM75 84L79 85L80 87L76 86ZM23 85H25V87ZM33 85H31V86H33ZM31 86L29 88H31ZM84 88L82 87L81 90L84 89ZM127 88L129 89V91H128ZM85 89H86L85 91H88L87 87ZM237 89H238V87H237ZM120 90H122V91H120ZM236 92H238V91H236ZM119 93H121L120 96H119ZM126 94H127V96H126ZM236 94L237 93H235L234 98H236V96H237ZM68 95L65 96L66 99H68L70 97L69 93H68ZM124 95H125V97H124ZM70 98H72V97H70ZM66 99L64 100L65 102H66ZM132 100L134 101V103H133ZM3 105L4 104H0V113H3L6 110L7 106L4 105L5 106L4 107ZM78 105H79V103H78ZM7 109H9V108H7ZM54 109L55 108H53V111H52L53 115L55 113ZM128 110H129V112H128ZM172 110H174V111H172ZM230 114H231V107L227 111H225L224 118L227 119L230 116ZM129 115H130L131 118L133 117L134 119L133 118L131 119L129 117ZM179 115L182 118L180 127H179V120H178ZM127 116L130 119H128ZM24 118L25 117H23V119ZM153 118H155V119H153ZM95 119H96V117H95ZM64 122L65 123L63 124V126L68 128L66 130H68V133H70V134L73 132V133H76L79 136H82L83 134H86L87 132L91 133V129L89 127L90 126L89 124L78 122V121H76V119L74 117H72L70 115ZM160 122L163 125L164 124L165 125L163 126ZM77 123H80V127H76ZM219 124L220 123H218L217 125H215L214 127L211 128L210 133L208 134L206 140L209 139L211 134L215 133L216 128H218ZM24 126H25L24 124L21 125V131H23V132L25 131L24 130L25 129ZM120 127H122V128H120ZM262 128H264V126H260L258 128L259 135L260 134H264L261 131ZM81 129H83V133L81 132ZM42 133H44V134H42ZM92 135L95 136V133H92ZM35 137H36V139H35ZM22 138L24 140H26L28 144ZM37 138H38V140H37ZM166 138H168V139H166ZM19 140L22 143L24 142V144H22ZM36 140L38 142L40 141L42 143V145H40L41 143L40 144L39 143H35ZM17 141H19V143ZM33 141H34L35 144H33ZM10 142H11V144H10ZM12 142L13 143L16 142L14 144V146H13ZM37 144L40 145V146H38ZM16 145L18 147H16ZM19 145H21V146L19 147ZM155 145H157V146H155ZM60 146H62V147L60 148ZM81 146H82V148L80 149ZM88 146H91V147H88ZM144 146H146L147 149H146V147L144 148ZM21 147H22V150L20 149ZM39 147H41V148H39ZM69 147H72V148L69 149ZM117 147H118V149H117ZM105 148H108V149L111 148L110 150L112 152L111 151L110 152L112 153L111 154L112 157L113 156L115 157L117 155L116 158H113V159L110 160L111 161L110 167L111 166L114 167L113 169L109 168L108 166H106L105 162L103 161V159L101 157H100V159L102 161L101 165H95L94 164V166H93V164L83 165V164L79 163L82 159H86L87 156L96 157V155L98 153L105 152L104 151ZM42 150H43V152H46V154L43 153ZM67 150H69V152ZM18 151L22 152V154L19 153L21 155V156L19 155V157H17L19 159H17V158L14 159L13 158V153L15 152V154H18L17 153ZM24 151L26 153L29 152L30 155L32 154L31 157H30L29 153L25 155ZM52 152H53V154H52ZM63 152H64V154H63ZM57 153H58V155H57ZM113 153L115 155H113ZM149 153H151V154H149ZM23 154H24V156H22ZM144 154H145L146 157L144 156ZM27 155H29V157L26 158ZM48 156L51 157L52 159L51 158L48 159L49 158ZM53 156L55 157V159H54ZM79 156L80 157L82 156L83 158L81 157V159H80ZM84 156H85V158H84ZM23 157H25V160H23ZM43 157H45V158H43ZM117 157L118 158L122 157L123 160L119 159V161H118ZM56 158H58V159H56ZM20 159H22V160H20ZM69 159H71V161ZM114 159H117L116 160L117 163H115V164H114ZM142 159H143V161H142ZM64 160L68 161V163L64 164L63 163ZM73 161L75 162V164L72 163ZM136 161H137V163H139V162L140 163L141 162L142 163H144V162L145 163H149L151 166L148 167L149 170H147V168H144V170L141 168V172L142 173L140 172L139 175L138 174L134 175V174L130 173V171H131L130 167L133 166L134 164H136L135 163ZM61 162H62V166H61ZM170 162L172 163V161H170ZM32 163H33V166H32ZM112 163L114 165H116V167L114 165H111ZM63 165H64V167H63ZM39 166L40 167L42 166V167L40 168ZM32 167H38L40 171L33 172V171L30 170ZM67 167L69 169H67ZM82 167H83V169H81ZM96 167L99 170H97ZM127 167H128V169H127ZM60 168H61V170H64V169L65 170L61 171V170H59ZM115 168H116V171H114ZM117 168H119V170ZM185 168H186V170H185ZM188 168H189V170H188ZM180 169H181V171H180ZM95 170L97 171V174L95 173L96 172ZM100 170H101V172L98 173ZM109 170H111V172ZM112 170H113L114 173H112ZM46 171H47L48 174L46 173ZM124 171H126V172H124ZM188 171L190 172V175H189ZM102 172H104V173H102ZM88 173H91V174H88ZM104 174L107 177L104 176ZM145 174H147V175H145ZM132 175H134L133 178H131ZM136 175H138V176H136ZM17 176H19V177H17ZM128 176H130V178ZM0 177H1L0 179H2V177H3L2 171H0ZM53 178H54V180H53ZM102 179H104V180L107 179V180L110 181V183L107 185V187L110 189V194H106V195H103L101 197L99 191L102 192L103 189L105 188L104 183H102L104 180H102ZM35 180H37L36 181L37 184L34 182ZM73 180L75 182H73ZM111 180H113V181H111ZM13 181H12V179L9 180V181L6 180L5 183H6L7 186L9 185V187H10L12 185ZM39 181H40V183H39ZM57 181H59V182H57ZM130 181L133 182V183L130 184L129 183ZM77 182H78V184H77ZM112 182H115L117 185L115 186V184L112 183ZM71 183H74L76 186L72 189V195L70 196V195H68V189L65 187V185L66 184H71ZM38 185L40 187H38ZM152 187L154 188L153 189L154 191L152 190ZM128 188L130 189L131 192L129 191ZM180 188H179V191H180ZM6 189H5V192H6V195H7L8 194V192H7L8 188H6ZM88 189L92 193H90L88 191ZM150 189L152 191H150ZM76 191H77V193H76ZM136 191H137V193H140L141 195H143L144 198L141 195L136 197V195H135ZM147 191H148V193H147ZM134 192H135V194H134ZM154 192H156V193H154ZM151 193H153V195ZM77 194H79L80 197ZM154 194H155V196L157 198H155ZM110 195H112V198H111ZM28 196L32 197V200H31L30 203L27 201V197ZM73 197H75V198H73ZM105 198H107V199H105ZM146 198H148V199H146ZM100 199H102V200H100ZM147 201H148V203H147ZM83 202H85V203H83ZM151 202H154V203H151ZM114 203H115V207L113 205ZM96 204H97V207H96ZM149 204L151 206H153L154 208H152L150 210L151 207L149 206ZM93 205L96 208L95 209L96 211L95 210L93 211V208H94ZM143 205H145V206H143ZM112 206H113V208H112ZM120 206H122V207L120 208ZM146 206H147V208H149L148 210H147ZM78 207H81V208H78ZM17 208L23 209V210L22 211H14V209H17ZM140 208L141 209L144 208V209H142L143 212L141 211ZM80 209H81V211H80ZM104 210H106V211H104ZM129 210H130V214L128 213ZM87 211H91V212L89 213ZM148 211H151V213L148 212ZM124 214H127V215H124ZM83 215L85 217H83ZM87 218L90 219L91 222L88 221ZM226 218H227V214L226 213L224 214L223 212H221L220 216H219V221H224ZM86 221H87V223H86ZM140 222H142V223H140ZM184 223L187 224V225H185ZM129 224L133 225V227L129 228L128 227ZM176 225H178L179 228H177L178 226H176ZM29 226H30V224L27 222L26 223V227H29ZM142 226H143V228H142ZM138 228H140V230ZM144 229L145 230L147 229L146 232H145ZM161 229H162V231H161ZM202 229H204V230H202ZM109 230H111V233H112L111 236L109 235ZM127 232H128V235H127ZM147 232H150V233L145 236V234H147ZM94 233L99 235L101 237V240H93L92 239V235ZM123 233H125V235ZM172 233H173L174 237H172ZM191 233H192V235H191ZM133 235H135V237H136L135 240L133 239ZM201 235H202V237H200ZM73 237H75L74 240H73ZM147 237H148V239H147ZM155 238H156V240H155ZM161 238H163V239H161ZM174 238H176V239L174 240ZM203 238H204V240L206 242L203 241ZM78 240H81L83 242V244H82L81 241H78ZM105 240L110 241V243H108V244L103 243V241H105ZM194 240H196L197 242L194 241ZM84 241H86V245H85ZM88 242H89V244H88ZM91 242L92 243H96L97 242V244H98L97 250H95V248H93ZM90 243H91V245H90ZM204 243H206V244H204ZM53 244H56V246H54ZM68 244H69V246L71 248L69 247V248H67V250H66L65 247H61V245H68ZM129 244H130V246H129ZM84 245H85V247H82ZM113 245H116V246H113ZM157 245H156V247H157ZM91 246H92V248H91ZM102 246H104V247H102ZM174 247H175V249H174ZM56 248H55V250H57ZM120 248H123L125 250V252L128 253V255H125L124 252H121ZM196 249L197 248H195V250ZM18 250H20L19 251L20 253L18 252ZM18 250L15 249L14 250L15 252L14 251H11V252L9 251V256H8V253H7L8 251H6V253H7L6 254L7 256H6L5 253H4L5 250L4 251L1 250L0 255L1 254L2 255L0 256V264H4V263L5 264H26V263L27 264L28 263L31 264L32 259H30V257H29V259H27L28 256L25 255V253H26V252H24L25 249L23 250V248L22 249L19 248ZM21 250H23L22 254H21ZM51 250H53V248ZM51 250H49V251H51ZM100 251H103V252H100ZM105 251H106V253H104ZM118 252H119V254H118ZM174 252H175V254H174ZM11 253H13L14 255H12ZM17 253H19V254H17ZM116 253H117V255H116ZM98 255L100 256V258H99ZM14 260H16V261H14ZM124 260H128V262L127 261L125 262ZM157 260L159 261V259H157ZM10 261L11 262L13 261V263H11ZM23 261H25V262H23ZM26 261H28V262H26ZM163 261H165V259ZM84 262L85 261H81L79 259V261H73V262L69 261V262H67V264H72V263H74V264H85L86 263L87 264V262H85V263ZM154 263H155V261H154Z\"/></svg>",
	"mask_w": 264,
	"mask_h": 264
},
{
	"label": "snow or ice",
	"instance_id": "6c2138e0",
	"mask_svg": "<svg viewBox=\"0 0 264 264\" xmlns=\"http://www.w3.org/2000/svg\"><path fill=\"white\" fill-rule=\"evenodd\" d=\"M159 3V0H158ZM30 8L33 12V14L37 11V4L36 0H32L30 4ZM160 19H157L156 24L159 25ZM127 31V29H125ZM121 35L120 32H116L112 36V40H116ZM66 42L63 40L57 41L54 48L46 51L43 53V59L39 65L38 68L34 69L31 75H25L24 79L27 81V83L31 86L36 81H43L47 82L51 77L57 75V68L59 65L64 61L65 58H71V54L67 51H64ZM234 46H241V42L239 40H230L227 44V47L229 49L233 48ZM135 48L141 49L144 48L145 45L141 43H136L134 45ZM79 55V53H77ZM150 59V57L147 56H139L135 54H129L124 53L122 55L114 56L112 59L105 61L99 68L98 72L91 73V79L94 81L98 79H102L104 81L111 80L112 78L122 75V69L125 66V62H131L134 60H146ZM227 66L222 69L224 73L227 74V84L231 86V91L228 93L226 101L218 107L214 114L211 116V119L208 121V124L204 127L203 131L199 134V140L196 144V147L202 146V143L204 142L206 138V133L208 132L209 127H211L217 120V117L220 116L223 112L227 111L234 102V96L237 91V79L240 69L243 67L242 64L234 63L238 61V57L234 55H227ZM200 79V78H198ZM215 79H219V77H212L210 80L204 81L205 83H210ZM197 80L193 79L192 83L196 84ZM128 101L126 100H106L102 97H91L89 96L82 105L78 107V100L75 98H68L66 102L60 103L58 107L55 109V114L51 116V118L47 122V128L45 130V137H44V147L45 148H52L53 142L56 138V134L60 128L63 127L64 121L70 116L74 117L76 121L82 122L85 124H92L95 117L102 111H104L106 108L110 107L112 110H115L119 105H125ZM13 111H15L13 109ZM114 114V111H108L105 112V115H111ZM156 115L158 117L166 115L165 112H157ZM77 127H80V123L76 124ZM262 133H264V128L261 129ZM81 132L83 133V129H81ZM14 133H12L10 130L5 128H0V140H7L10 136H12ZM195 135V134H194ZM171 139V137L169 138ZM109 149L105 148L104 151L107 152ZM194 152V150H193ZM103 156V153H98L96 157L88 156L86 159H82L80 161L83 165H101L102 161L100 157ZM173 161H175V158L177 156L176 152H172L170 154ZM63 163L67 164L68 161H64ZM75 164V162H72ZM189 163H191V157L189 158ZM20 167L19 162H13L11 159L10 152L5 154L4 152H0V171H2L3 178L0 179V206H3L5 202L11 197L12 200H16L17 196L12 193V188H15L20 193H25L27 190L22 187L19 183H16L13 181L12 185L9 187L6 185V180H11L12 177L16 174L17 170ZM173 167V165H170V168ZM33 172H38V167H33L30 169ZM91 174V173H88ZM169 176L173 175V171H169ZM59 182V181H57ZM105 188L100 193V195L110 194V189L107 187V185L110 183L109 180H104ZM130 184L133 182H129ZM76 185L74 183L66 184L65 187L68 189V195H72V189ZM8 188V194L6 195L5 189ZM75 198V197H73ZM255 197L250 199L243 200L240 205L239 209L236 208L232 209L231 217L232 219H235L237 216H245L250 211V206L253 202ZM32 200L31 196L27 197V201L30 203ZM23 209H14V211H22ZM164 219H154L150 221L151 223H163L164 220L167 219V214H163ZM129 228H132L133 225L129 224ZM30 231L29 227H26L21 233L17 235H13L11 237H8L10 241H18L20 240L24 233ZM239 231V230H237ZM109 235L111 236L112 233L109 230ZM230 233H226L221 241H220V249L219 254L221 257L225 254V243L229 240ZM135 235H133V239L135 240ZM75 237H73V240ZM93 240H101V237L97 234L92 235ZM49 240V236H45L43 239L37 241L35 244L32 245L33 248H35L39 244H44ZM103 243L108 244L110 241H103ZM116 246V245H113ZM61 247L69 248V245H61ZM121 252H124L125 255H128L127 252L123 248H120ZM245 264H252V261L249 260L247 257H244ZM109 264H119V262H109ZM137 264H139V261L137 260Z\"/></svg>",
	"mask_w": 264,
	"mask_h": 264
}]
</instances>
